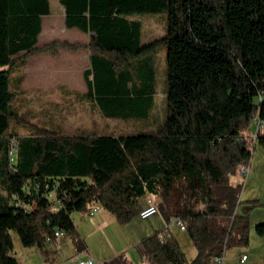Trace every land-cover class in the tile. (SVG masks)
<instances>
[{
	"label": "trees",
	"instance_id": "1",
	"mask_svg": "<svg viewBox=\"0 0 264 264\" xmlns=\"http://www.w3.org/2000/svg\"><path fill=\"white\" fill-rule=\"evenodd\" d=\"M58 3L66 29L92 34L87 45L53 41L37 48L49 0H0V68L9 67L0 69V264H18L12 234L22 247L47 255L46 238L62 230L81 249L72 213L88 214L98 204L124 225L138 215L140 199L158 196L166 204L179 183L187 184V193H202V210L174 217L183 221L195 256L187 259L164 230L137 247L149 264H212L229 248L246 246L248 211L256 204L238 214L239 181L230 186L227 177L249 164L252 141L264 145V133L248 137L255 119L264 124V0ZM163 13L162 37L143 44L133 17ZM158 46L165 49L166 109L152 127ZM59 49L88 50L85 98L104 119L146 121V131L8 134L10 119L17 118L9 87L13 57L56 56ZM255 232L264 237V224Z\"/></svg>",
	"mask_w": 264,
	"mask_h": 264
},
{
	"label": "rangeland",
	"instance_id": "2",
	"mask_svg": "<svg viewBox=\"0 0 264 264\" xmlns=\"http://www.w3.org/2000/svg\"><path fill=\"white\" fill-rule=\"evenodd\" d=\"M50 15L43 17V24L46 26L55 25L52 32H45L39 39L40 46L43 48L49 45V41L66 42L68 44H75L70 41H61L62 36H72L76 31L62 32V16L60 7L55 0H49ZM141 24V40L143 44L151 43L162 37L166 30V14H142L133 17ZM47 34V36H46ZM74 41V40H73ZM78 44V43H76ZM60 50L57 51L56 56L48 53H39L20 55L13 57L12 65H15L11 74L9 87L14 94L12 102L13 108L17 113L16 119H10L9 129L7 133H14L18 137H25L37 133L54 134L60 137H71L80 134H87L89 136H97L101 134L110 135H129L138 134L141 131H146V121H119L104 119L97 109L92 105L76 101L73 98H66L61 96V92L57 89L58 85H64L69 88L68 84H73L71 88H78V84L82 85L81 71L86 62L82 59L80 64V72L78 75L68 72L66 64L69 61L62 59L60 62L52 59H47L46 62L37 61L34 67H30L28 71L27 66L20 65L23 60H28L38 55H49L53 58L58 56ZM68 51V50H64ZM81 51V50H80ZM71 52V51H68ZM71 53H79L71 52ZM153 61L156 65V88L157 94L154 98L153 118L149 123H161L164 111L166 109V98L163 96L164 85V68H165V49L158 46L155 53L152 55ZM64 60V61H63ZM43 62V63H42ZM63 63V66L61 64ZM58 68H57V65ZM28 65V64H27ZM62 69H60V67ZM9 67H2L8 69ZM63 73V74H62ZM21 78L22 81L17 85L16 79ZM77 92H81L77 90ZM154 122V123H153ZM144 130H140L141 128ZM255 129H253L254 131ZM255 132V131H254ZM252 141V139H249ZM251 157L248 164V175L245 179L237 178L239 181L238 202L241 205L237 208V213L241 214L242 209L250 208L256 204L254 208L248 211L249 217V232L248 244L246 246H235L225 251L222 262L223 264H238V258L242 254L249 257V261L245 264H264V237L258 236L255 232L257 225L264 224V145L259 141L253 142L250 147ZM238 168L236 169V171ZM235 175V174H234ZM187 184L179 183L177 186V193L171 195L166 206L165 217L180 216L187 213ZM141 201V199H140ZM153 217L152 219H154ZM165 218V219H166ZM172 231L169 233L178 241L182 251L187 259H190L195 254V250L187 235L180 231L179 228L171 227ZM13 242V257L19 264H26L25 250L19 242L18 237L12 234ZM107 246H102L100 249L101 255L107 254ZM120 260V259H119ZM117 260V263L120 262Z\"/></svg>",
	"mask_w": 264,
	"mask_h": 264
},
{
	"label": "crops",
	"instance_id": "3",
	"mask_svg": "<svg viewBox=\"0 0 264 264\" xmlns=\"http://www.w3.org/2000/svg\"><path fill=\"white\" fill-rule=\"evenodd\" d=\"M55 1L60 7L62 16V27L60 28V30L62 32H65L67 30L76 31L73 32L72 36H62L61 39L57 40L70 41L72 43L87 45L89 43V36H91V33L84 34L77 29H66L64 26V11L59 5L58 0ZM57 24H55L54 26L50 24L46 26L45 24H43V19H41V31L38 36L36 47L41 45V43L39 44V39L41 38V36L44 35L45 32L47 33L54 31ZM50 42L52 41H49L48 43ZM49 58L59 62L62 59L69 61L68 65L66 64L68 72L76 75H78V73L80 72V64H82V59L83 61L85 60L86 64L81 73H79L81 74L83 84H78V88H75V86L74 88H71L73 84H68L69 88L64 85H58L56 90H59L61 92V96L63 98H73L76 101L85 102L95 107V104L85 98L87 88L83 80V73L90 68L88 60V50H81L79 51V53H71L68 51L60 50L56 58H53L49 55L34 56L30 58L28 62L24 60L25 66H27V71L30 67H34L37 61L46 62ZM61 66H63V63L61 64ZM60 69H62V67H60ZM29 72L31 71L29 70L28 73ZM77 90L81 92H77ZM253 129H255V127L252 125L251 132L253 131ZM250 136L251 135L249 134L248 137L250 138ZM237 178L238 170L236 171L235 175H228V184L230 186H233L236 183ZM139 204V211L150 204H155L158 209V213L151 216L147 220H140L137 215L130 222L124 225H119L113 216L102 209H100L93 216H89L88 214L72 213L71 218L75 227V232L78 236V239L81 241L83 248L79 249V247L74 244L71 237L63 235L62 237L55 239L53 242H51V244L48 245L47 255H42L35 247L26 248V264H69L70 262H76L85 258H91L96 264H116L117 260L119 259L120 262H118V264H149L147 260H145L139 254L137 248L138 245L145 238L150 237L155 233L162 232L165 229V225L167 224V219H172L176 216L168 215L167 219H165L167 204H165L163 200H161V198L158 196H145L141 199ZM202 208V193L198 190H193L190 191V193H187V209L198 211L202 210ZM153 217L155 218L152 219ZM171 227L178 228L177 226H170L168 228V231L170 232L172 231ZM105 245L107 246L108 250L107 254L101 255L100 249ZM194 256L195 254L192 255L189 260L194 258ZM247 261H249V257ZM212 264L215 263L213 262Z\"/></svg>",
	"mask_w": 264,
	"mask_h": 264
},
{
	"label": "built area",
	"instance_id": "4",
	"mask_svg": "<svg viewBox=\"0 0 264 264\" xmlns=\"http://www.w3.org/2000/svg\"><path fill=\"white\" fill-rule=\"evenodd\" d=\"M252 125L255 127V130H254L255 132L252 131L250 135L252 138L256 139L259 135L264 133V124L261 123L258 119H255ZM9 155L10 156L12 155V151ZM248 170H249L248 165H240L238 167V177L240 179H245L248 175ZM100 209L101 208L98 204H93L91 206L89 212H88V215L93 216ZM157 213H158V209H157L156 205L150 204L138 212V218L140 220H147L148 218H150L153 215H156ZM170 226H177L181 231L185 230V225L180 218L170 219V221L167 222V224L165 225L164 230H168V228ZM63 235H64V232L62 230H55L53 233V237L52 238L51 237L46 238L45 243L51 244L53 238L57 239V238L62 237ZM163 237H164L163 233L159 234L160 239H162ZM222 258H223V256L221 258H215L213 260V262L215 264H222ZM247 260H248L247 255L242 254L239 256L237 263L238 264H245L247 262ZM44 264H48V263H44ZM69 264H96V263L91 258H85V259L78 260L76 262H70Z\"/></svg>",
	"mask_w": 264,
	"mask_h": 264
},
{
	"label": "bare ground",
	"instance_id": "5",
	"mask_svg": "<svg viewBox=\"0 0 264 264\" xmlns=\"http://www.w3.org/2000/svg\"><path fill=\"white\" fill-rule=\"evenodd\" d=\"M254 139V138H253ZM256 139H254V141H255Z\"/></svg>",
	"mask_w": 264,
	"mask_h": 264
},
{
	"label": "water",
	"instance_id": "6",
	"mask_svg": "<svg viewBox=\"0 0 264 264\" xmlns=\"http://www.w3.org/2000/svg\"><path fill=\"white\" fill-rule=\"evenodd\" d=\"M63 9V8H62ZM63 11H64V9H63ZM92 35V34H91Z\"/></svg>",
	"mask_w": 264,
	"mask_h": 264
}]
</instances>
